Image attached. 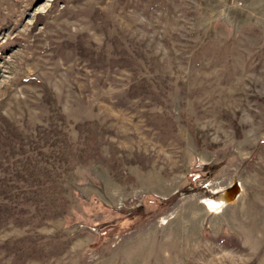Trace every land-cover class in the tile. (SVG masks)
Instances as JSON below:
<instances>
[{
	"label": "rangeland",
	"instance_id": "1",
	"mask_svg": "<svg viewBox=\"0 0 264 264\" xmlns=\"http://www.w3.org/2000/svg\"><path fill=\"white\" fill-rule=\"evenodd\" d=\"M0 264H264V0H0Z\"/></svg>",
	"mask_w": 264,
	"mask_h": 264
},
{
	"label": "bare ground",
	"instance_id": "2",
	"mask_svg": "<svg viewBox=\"0 0 264 264\" xmlns=\"http://www.w3.org/2000/svg\"><path fill=\"white\" fill-rule=\"evenodd\" d=\"M231 193L233 195V193H235V192H233V190H231ZM233 198L234 197H231V195L228 194L227 192H221V194L219 196H217L216 198H206L205 201L208 204L209 208H211V209H219L226 202H230V200L233 199Z\"/></svg>",
	"mask_w": 264,
	"mask_h": 264
}]
</instances>
